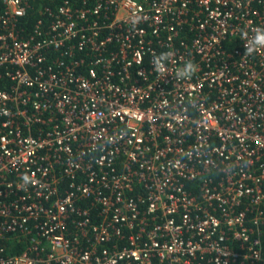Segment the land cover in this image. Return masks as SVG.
I'll list each match as a JSON object with an SVG mask.
<instances>
[{
	"label": "built area",
	"instance_id": "built-area-1",
	"mask_svg": "<svg viewBox=\"0 0 264 264\" xmlns=\"http://www.w3.org/2000/svg\"><path fill=\"white\" fill-rule=\"evenodd\" d=\"M256 24L264 0H0V264H264Z\"/></svg>",
	"mask_w": 264,
	"mask_h": 264
},
{
	"label": "clouds",
	"instance_id": "clouds-1",
	"mask_svg": "<svg viewBox=\"0 0 264 264\" xmlns=\"http://www.w3.org/2000/svg\"><path fill=\"white\" fill-rule=\"evenodd\" d=\"M240 39L244 42L247 55L264 53V24H256L244 28L240 32ZM176 62L174 75L177 79H190L197 71V65L190 59L176 61L174 50L157 53L152 58L153 71L164 76L169 73V65ZM34 183V178L29 174H22L20 184L26 189Z\"/></svg>",
	"mask_w": 264,
	"mask_h": 264
}]
</instances>
